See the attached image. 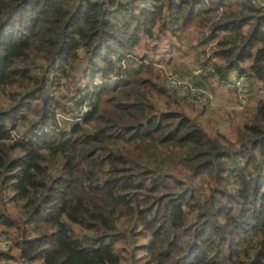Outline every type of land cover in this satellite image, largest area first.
<instances>
[{
	"label": "trees",
	"instance_id": "1",
	"mask_svg": "<svg viewBox=\"0 0 264 264\" xmlns=\"http://www.w3.org/2000/svg\"><path fill=\"white\" fill-rule=\"evenodd\" d=\"M216 7L198 73L133 51ZM232 69L264 90L250 0H0V264H264V96L197 115Z\"/></svg>",
	"mask_w": 264,
	"mask_h": 264
},
{
	"label": "rangeland",
	"instance_id": "2",
	"mask_svg": "<svg viewBox=\"0 0 264 264\" xmlns=\"http://www.w3.org/2000/svg\"><path fill=\"white\" fill-rule=\"evenodd\" d=\"M180 28L178 31H181L183 27L181 29ZM165 41L166 39L161 38L158 41L157 49L156 50L151 49L150 47L152 45V40H150L148 36L142 35L141 38L134 44L133 51L136 52L137 54H142V52L146 51L149 53V55H152L154 57L157 63L161 65H167L170 64L167 63L168 62L167 60L169 59L168 57L172 49H170V51L169 49L163 50V46H164L163 44L165 43ZM168 68L170 69L171 67L169 66ZM194 68H196L195 65H193L191 71H193ZM175 69L177 71L176 73L178 72L180 73V71H178L177 68ZM183 76L185 77L184 79L188 80L187 79L189 77L188 74L185 73ZM237 89L239 92L242 93L244 92L243 95H239L238 98L236 97L235 93H233V91L228 89L227 87L221 86V87H216L215 90H213L212 92L207 91L210 97V102L208 105L209 109L206 113H200V114L196 113L198 117L202 119L204 125H206L207 128L209 129L218 128L220 130H223L224 127L228 125L225 124L224 126V123L228 121V113H230L232 109H235L237 111L239 110L237 108H231V107H236L237 105L235 104L242 103L245 99L247 101L246 102L247 105H252L259 96H264V90L250 89L246 91V88L244 86ZM242 96H245V98H243ZM7 246H4V242L2 243L0 242V249L5 250Z\"/></svg>",
	"mask_w": 264,
	"mask_h": 264
},
{
	"label": "crops",
	"instance_id": "3",
	"mask_svg": "<svg viewBox=\"0 0 264 264\" xmlns=\"http://www.w3.org/2000/svg\"><path fill=\"white\" fill-rule=\"evenodd\" d=\"M219 10L217 7L195 16L187 25L180 28L181 31H178L176 36L169 38L168 44L165 41L163 50L172 49L169 59H166L167 63L180 64L179 68L184 71L192 70L194 50L207 48L221 34L219 30L211 33L207 30L209 21L218 15Z\"/></svg>",
	"mask_w": 264,
	"mask_h": 264
},
{
	"label": "built area",
	"instance_id": "4",
	"mask_svg": "<svg viewBox=\"0 0 264 264\" xmlns=\"http://www.w3.org/2000/svg\"><path fill=\"white\" fill-rule=\"evenodd\" d=\"M251 3H254L255 5L260 6V8L263 10L264 12V0H250ZM195 70V72H194ZM193 72L194 73H198L199 68L196 66V68H194ZM229 78H228V83L231 87L234 88H240L243 86L244 84V76L243 74L237 73L235 70H230L229 74H228ZM167 83L170 87L176 89L177 93L181 94V95H186L187 92H190L192 95H195V99L197 100L202 98V100H205V96L202 97L200 96V87H197L195 85L192 84V82H190L189 80H186L184 78H182L178 73L176 72H170L167 75ZM0 242H4V246L9 245V240L6 237V235L2 232H0Z\"/></svg>",
	"mask_w": 264,
	"mask_h": 264
}]
</instances>
